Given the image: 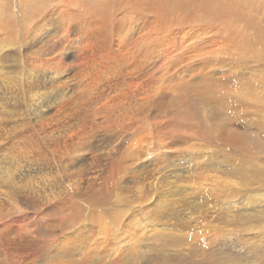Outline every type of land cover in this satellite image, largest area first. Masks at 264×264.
<instances>
[{"label": "rangeland", "instance_id": "374dc122", "mask_svg": "<svg viewBox=\"0 0 264 264\" xmlns=\"http://www.w3.org/2000/svg\"><path fill=\"white\" fill-rule=\"evenodd\" d=\"M58 8L77 15H67L63 26L72 19L74 24L69 25L68 36L62 29L64 39L60 35L53 50L55 55L61 48L71 49L69 82H74L75 102L70 106L77 105L75 115L81 120L76 121V133L95 130L103 140L114 141L110 124L124 102L131 99L137 105L143 87L158 84L159 91L163 88L166 93L152 108L141 104L134 128L139 127V134L122 144L120 162L108 168L114 176L110 193L102 194L97 187L74 199L69 190L63 198L70 209L58 205L55 216L49 204L28 207L30 202L14 197L12 187L0 182L1 260L6 264H17L22 257L37 264H264V0H0V36L11 39L21 31L27 35L29 21L34 24ZM84 14L95 15L107 35L120 23L130 30L139 23V31L126 36V40L134 37L127 54L137 53L135 64L143 69L132 92L116 94L111 83L97 90L82 71V41L73 28ZM51 54L45 58L53 60ZM20 96L27 104L24 94ZM118 120L130 121L128 113ZM2 121L0 165L20 162L23 156L17 145L24 134L31 140L28 158L35 162V156L46 157L45 165L37 161V167L43 166L41 171L49 174L52 159L46 144L50 145L52 129L39 130L34 122L14 128L12 118ZM123 164L133 165V173H125ZM159 175L161 179L153 181ZM155 182L158 190L148 191ZM16 203L24 205L18 208ZM153 224L156 230L150 229ZM80 225L88 228L77 233ZM114 233L120 237L113 249L102 241L110 238L107 241L113 243Z\"/></svg>", "mask_w": 264, "mask_h": 264}, {"label": "bare ground", "instance_id": "6f19581e", "mask_svg": "<svg viewBox=\"0 0 264 264\" xmlns=\"http://www.w3.org/2000/svg\"><path fill=\"white\" fill-rule=\"evenodd\" d=\"M67 10V8H58L55 11L46 14L44 17L40 18V20L37 19L34 24L32 23L33 21H29V24L26 25L30 27L31 30L27 33V35L21 31L22 33H18V36L16 35L11 39H6L5 35L2 37L0 36V124L2 120L4 121V119L7 118L11 120L12 118L15 122L13 124L14 128L22 126L26 123L31 125L33 124L32 122H34L37 126L36 128L39 130L44 129L45 127L52 129L48 139L46 136V139L50 142L49 146L46 144V149L49 151V158L51 156L49 160L52 159V163L49 162V174L47 172L41 171L43 166L37 167V161H41V164L45 165L46 157L44 159H39L36 158V156L33 158V156L32 158L35 160V162H31L32 159L28 158V154H31V152L28 153V151L31 149V140L24 134H22L17 145L18 150L22 151L23 156L20 158V162L19 160L7 161L3 162V165H0V182L4 185H10L14 191V197L18 199H24L27 203L30 202L28 207L33 208H40L42 205L47 206V204H49L51 208L62 206L63 210H67L70 205L67 202V199L63 198V194L69 190L71 191V194L69 195H71V197L74 196V199L81 198V196L85 195L88 196L90 193H93L92 189H96L97 187H99L97 190L102 194L110 193L111 189L114 188V182H112L110 179H112L114 176L113 173L111 174V171H108V168H110L111 163L114 161L117 160L120 162V151L121 149L123 150L122 144H127V142L133 140V138L135 139V136L139 134V127L137 129L134 128L138 121L137 112L139 111L141 104H145L147 107L154 106V103L157 104L158 98L161 97L162 94L166 93L163 88H161L159 91L157 84L147 89L143 87L140 92H138L136 96L137 105H132V102L130 101L131 99L128 100L130 101L129 104L131 106H126L128 101L124 102L121 105L123 108L117 110L118 112H116L114 115V122L112 119L110 124L111 127H113L111 129V137H116L114 141L110 139L108 140L106 137V140H103L104 138L99 137L97 134L98 132H95L94 129V131H89L88 134H80L81 132L76 133L75 129L76 126H78L77 122H80L81 120L76 117L77 115H75L76 112L74 109L77 108V105L74 104V106H70L75 102L74 94L71 91L74 82L71 84V81L69 82V68L71 66L70 63L73 61L72 56L70 55L72 54L71 49H69L68 46L61 48L58 50L59 52L54 55V51L56 50L54 43L57 41L60 43L62 37L64 39V33L62 32V29L68 36L71 27H69V25H72L73 23L72 19V21L68 23V27L65 25V29L63 23L67 15H72L73 18H77L75 12L72 10L71 12ZM54 22H56V24ZM100 24L101 22L97 20L95 15L92 16V14H84V18L82 21H80V24L75 21V27L73 29L79 30L81 37L80 40L82 41L79 50L81 61H83V67L81 66L82 71L88 73L90 79L94 82V84H96L97 90L98 86H108L111 83L113 85V91L116 94H119L120 91H124L123 93L132 92L134 84L136 85V75L139 76V72H142L143 69L138 68V66L135 64V60H137V53L127 54L128 51L126 52V50H128L129 46L131 45L130 41H133V36L139 31V23L132 25L134 26L133 30L128 29L126 25L123 26V24L120 23L114 28L111 27L109 35L106 34L103 25ZM127 33L133 35L132 39L126 40ZM0 34H2L1 31ZM60 35H62L61 38ZM141 46L142 45L140 44V49H142ZM144 51L146 57L147 51L145 47ZM52 52L53 60L51 58L49 59V57L46 59L45 57L52 55ZM106 62H109V64H106ZM222 62L223 61H221V63ZM123 70L124 72H122ZM74 75L76 74H73V76ZM16 83L19 84V86H16ZM140 85L142 84L140 83ZM140 85L138 84V86ZM129 86H131V88ZM18 87L20 90H18ZM21 93L22 95L24 94L22 99H27L26 101L28 103L26 102L27 104L25 105H23L20 101ZM109 95L110 94L107 96ZM124 95L125 94H122V96ZM151 108H147V111H150ZM72 109L74 111H70ZM106 110H108V108H106ZM126 113H128L130 121L120 124L118 118L122 117L123 114ZM109 116L110 114L108 117ZM101 119H99V121ZM125 126L127 127V130L124 128ZM33 129L34 128L28 131L31 133V135L35 133H33ZM44 136L45 135H43V137ZM54 151L58 152L57 157L54 156ZM93 152H95V154H93ZM139 157L140 155H134L136 161H139ZM123 166L125 173H133L135 169V167L130 164H123ZM117 168H120V166ZM163 175L166 176V172H163ZM159 178L160 175L156 176L153 181ZM152 186L153 190H146L153 192L158 190L156 182L153 183ZM159 187L164 188V186ZM28 189L32 192V196L30 195L31 193H29ZM33 192L35 194H33ZM31 197L32 201L30 200ZM55 199L56 201H54ZM144 201L146 202V200ZM15 205H18V203ZM21 205L23 206L24 204L21 203ZM21 205H18L17 207L19 208ZM159 207L160 206L158 205V208ZM46 208L43 210L47 211ZM92 209L95 210L96 207H92ZM52 213H54L55 216L59 215V211L56 208L52 209ZM57 220L59 221V217ZM112 220L114 222V219ZM155 225H151L150 229L156 230L158 226L156 227ZM80 226L75 228L77 233L78 231L80 232L82 230V227L88 228L83 225L81 227ZM52 228L56 230L55 227L52 226ZM119 237L120 236L115 234L114 239L112 238L114 240L113 243H109V241H107V239L110 238H106V240H103L102 242L104 244L106 243L107 246L112 245L114 249V245L117 244ZM92 243H95V239L94 241L92 240ZM124 245L127 246L128 244ZM117 249H115V253L118 251ZM22 258L23 261H19L17 259L16 263L28 264L36 261L35 259L32 261L31 259H25V257ZM0 261H2L0 262L1 264H6L4 258L2 260L0 258ZM34 264L37 263L35 262Z\"/></svg>", "mask_w": 264, "mask_h": 264}]
</instances>
